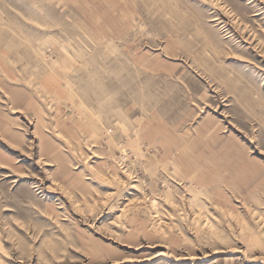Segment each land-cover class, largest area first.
Masks as SVG:
<instances>
[{
  "label": "rangeland",
  "instance_id": "rangeland-1",
  "mask_svg": "<svg viewBox=\"0 0 264 264\" xmlns=\"http://www.w3.org/2000/svg\"><path fill=\"white\" fill-rule=\"evenodd\" d=\"M0 264H264V0H0Z\"/></svg>",
  "mask_w": 264,
  "mask_h": 264
}]
</instances>
